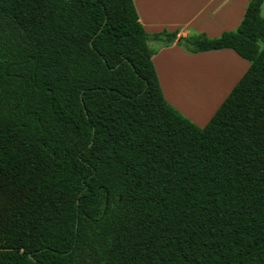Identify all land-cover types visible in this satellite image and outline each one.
Instances as JSON below:
<instances>
[{"label": "trees", "instance_id": "obj_1", "mask_svg": "<svg viewBox=\"0 0 264 264\" xmlns=\"http://www.w3.org/2000/svg\"><path fill=\"white\" fill-rule=\"evenodd\" d=\"M146 32L132 0H0V264H264V16ZM248 61L198 127L148 42Z\"/></svg>", "mask_w": 264, "mask_h": 264}, {"label": "crops", "instance_id": "obj_2", "mask_svg": "<svg viewBox=\"0 0 264 264\" xmlns=\"http://www.w3.org/2000/svg\"><path fill=\"white\" fill-rule=\"evenodd\" d=\"M132 1L138 21L148 33L178 30V35H186L190 30H193L204 33L208 37H216L222 31L235 27L240 22L248 2V0ZM153 43L150 41L148 44L150 48L154 49L151 60L162 95L167 102L181 111L180 113H183L193 123H198L197 114H194L193 110L197 106V108L203 109L206 102L214 97V89L224 81V78L222 77L223 73L213 74L207 68L209 66L204 68L203 62H200V66H198L196 61H203L211 56L235 54L238 57L239 55L230 48L189 53L176 44L160 45L156 43L154 45ZM236 56L235 58H237ZM180 86L185 90L183 93L178 90ZM175 94L180 96L183 104ZM212 111L206 113L201 123L208 120Z\"/></svg>", "mask_w": 264, "mask_h": 264}, {"label": "rangeland", "instance_id": "obj_3", "mask_svg": "<svg viewBox=\"0 0 264 264\" xmlns=\"http://www.w3.org/2000/svg\"><path fill=\"white\" fill-rule=\"evenodd\" d=\"M261 15L264 16V2H263L262 7H261ZM235 27H232V28L227 29V30H234ZM189 32H195V31L190 30ZM152 42H154V41H152ZM156 43H158V42H154L153 44L155 45ZM235 56H236L235 54L234 55L233 54H229V55L226 54L224 56H215V57L211 56V58H208V59L203 60V61H200V60L196 61L198 66H200V62L204 63V68H205V66H209L207 68H209V70L213 74L220 75V73L221 74L223 73L222 77L224 78L223 79L224 81L221 82L219 85H217L216 88L214 89V91H213L214 97H212V99L210 101L206 102V105H204L203 109L197 108L198 107L197 106L196 109L193 110V113L197 114L196 120L198 122V123L194 122V124L197 125L198 127H203L206 124V122L208 120L201 123L202 120L204 119V116L206 115V113H208L210 110H213L210 117L213 115V113L218 108V106L221 104V102L224 100V98L227 96L229 91L233 88V86L236 84L238 79L245 72V70L248 66V61L242 57L240 58V56H238V57L236 56L237 58H235ZM178 90H180V92H182V93L185 91L182 86L178 87ZM176 97L180 101V103L183 104L180 100L181 99L180 96L176 95ZM183 98L185 99V97H183ZM188 108H192V107H188ZM179 112H181V111H179ZM181 114L183 115V113H181Z\"/></svg>", "mask_w": 264, "mask_h": 264}]
</instances>
